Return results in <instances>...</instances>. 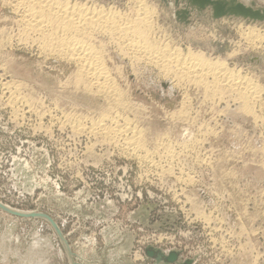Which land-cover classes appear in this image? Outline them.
<instances>
[{"label": "rangeland", "instance_id": "374dc122", "mask_svg": "<svg viewBox=\"0 0 264 264\" xmlns=\"http://www.w3.org/2000/svg\"><path fill=\"white\" fill-rule=\"evenodd\" d=\"M10 2L0 0V264H264V23L214 20L206 10L180 20L173 5L143 0L149 42L202 52L249 77L260 89L251 114L234 91L212 100L97 34L92 43L118 88V100L106 99L84 87L72 61L20 33ZM69 2L124 17L138 5ZM250 29L259 43L244 39ZM102 112L137 135L110 138Z\"/></svg>", "mask_w": 264, "mask_h": 264}, {"label": "bare ground", "instance_id": "6f19581e", "mask_svg": "<svg viewBox=\"0 0 264 264\" xmlns=\"http://www.w3.org/2000/svg\"><path fill=\"white\" fill-rule=\"evenodd\" d=\"M9 1H11L10 4L12 3L11 4L12 6L11 5L10 6L20 16L19 21L21 23L20 28L22 31L20 33L26 35L27 38L34 37L36 38L35 40L38 39L39 42H37V44L40 43V45H38L40 47L39 50L42 49V52H44L43 54L46 53L47 55L62 57L64 59H68L72 61V63H74L76 66L75 70H77L79 79H82L81 82L82 83L84 82L85 84V86L84 85L83 86L89 91L102 94L104 97H106V99L113 97V99H115L114 101L118 100L116 99L118 88L115 87L116 85L114 86V83L112 84L111 82L112 78L109 77L111 73L110 71H109L110 74L108 73V70L110 69L107 70V67L105 66L107 63L105 64L104 63L105 61H103L101 54L102 51H100V49L98 50L95 44L92 43L94 42L92 40L95 39L97 34H103L109 36L111 38V41L114 40L115 42H117V44L120 46V49L122 48L121 53L124 54L125 57L131 59L132 61L133 60L135 62L142 61L154 65V67H157V69H159L160 72L163 73V76H169L168 78L172 77L174 78L173 80H175V82L176 80H180V82L184 81L187 83L197 84L198 86L202 87V90L206 93V95H208V97L210 95L213 96L211 97L212 100L214 98V94L219 95L216 97H218L217 99L220 100L223 99L222 97H224L221 95H224L225 93L228 94V92L230 91H234L238 100L242 101L241 102L242 107H247L249 106V104H251L248 103L250 102V100L252 102V99H257L258 97L256 93H258V90H260L258 89L259 87L255 83H253L249 77L246 78L244 76L243 77L239 76L237 75V73H234L232 70L227 68L228 65L225 66L224 63L225 61L222 62V60L221 61L210 60L209 57L208 58L205 57L202 54V52L200 53L197 51H193L189 48L186 51H184L181 48H173V47L169 48L168 46L157 47L154 46V44L152 45L150 43L151 41L149 42L148 39V35L150 33L149 31L152 27L149 21L150 20L149 14L151 10H149L150 8L148 9L146 4L143 3V0H136L138 5L137 7L136 5L134 6L137 8L136 9L137 12L133 17H124L126 15L121 16L119 12L116 11L114 12L111 9H109V7H107L108 9H104L102 7L88 6L84 2L71 3L69 2L70 0H9ZM162 1L167 6L173 5L176 11L178 12L184 11L185 13L187 14L189 13L190 15H192L193 13L196 15L197 14L200 15L205 11V10H200L195 5L191 4L189 0H179L177 4L175 3V0H162ZM243 3L249 6H253L254 8L263 9V7H256L253 5V3L250 2L249 3L243 2ZM206 11L208 12L209 17L211 18L210 10H206ZM247 21L264 23V20L258 21V20L247 19ZM243 34H244V39H246L248 43H255L256 41H258L259 43L262 40L261 35L258 32H254V30L252 31L251 29L248 30V32L247 31L244 32ZM23 40L25 39L23 38ZM97 40L99 41V39ZM152 41L154 42V39ZM99 43H101V41ZM254 45L252 47H254ZM98 46L100 45L98 44ZM101 47L103 46H100V48ZM120 49L118 48V50ZM17 83L19 84L18 81ZM18 84L14 82L1 83L2 86L8 88L9 90L11 88H16L21 85ZM15 97H13L12 100V102L14 103L16 101L20 102L21 100L25 99L22 97L21 98L20 97L15 98ZM249 108L250 107H247L248 111L251 112L252 114V109ZM104 113L105 112H102L103 115L100 116V121L104 122L103 124L99 123L101 124L100 125L101 132L106 133V135L109 137L112 135L123 136L124 132H129V134H131L130 132H132V134L135 133V135H137L138 132H135L136 129L133 127L132 128L128 127V123L126 124L125 127H124L125 124L120 126L119 123H117L119 121L118 119L120 118V116L111 117L106 114L104 115ZM105 121L106 122L109 121L110 123L107 124ZM95 130H97V128H95ZM98 131H99V127H98ZM125 139L129 140V138H125ZM128 140L126 141L127 143L131 142L130 141L131 139L129 141ZM132 142H134L133 144L136 143L135 147L138 148L140 146L137 141L135 142L134 138H132ZM135 151H137V149ZM127 152H128V148H127ZM140 155L141 154H139V156ZM5 208H7V206ZM7 209L10 210L9 208ZM24 214L27 215L28 212H24Z\"/></svg>", "mask_w": 264, "mask_h": 264}, {"label": "water", "instance_id": "95a60500", "mask_svg": "<svg viewBox=\"0 0 264 264\" xmlns=\"http://www.w3.org/2000/svg\"><path fill=\"white\" fill-rule=\"evenodd\" d=\"M179 0H175L177 4ZM191 4L195 5L200 10H210L211 19H220L224 17H237L250 20H264V8H254L253 6L246 5L239 0H189ZM176 16L185 20L189 13L175 12ZM147 254L150 256H157L160 259H166L170 262L176 258L175 253L169 256L163 255L161 252H155L152 249H147Z\"/></svg>", "mask_w": 264, "mask_h": 264}]
</instances>
